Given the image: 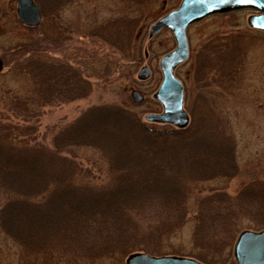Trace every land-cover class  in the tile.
Instances as JSON below:
<instances>
[{"label": "rangeland", "instance_id": "374dc122", "mask_svg": "<svg viewBox=\"0 0 264 264\" xmlns=\"http://www.w3.org/2000/svg\"><path fill=\"white\" fill-rule=\"evenodd\" d=\"M16 1L0 0V142L13 148L0 161V264H125L132 253L207 261L219 250L220 264H236L238 235L264 228V195L247 185L264 176V34L247 26L252 12L188 27V57L174 72L190 130L167 147L176 159L168 165L139 149L122 115L102 109L120 106L161 128L144 116L161 110L159 60L175 43L169 30H149L181 0H34L35 26L17 21ZM29 147L38 152L26 157ZM42 151L63 176L64 198L46 188ZM111 157L115 170L148 167L143 181L158 171L150 183L169 201H123L132 178L111 193ZM198 233L207 249L196 248Z\"/></svg>", "mask_w": 264, "mask_h": 264}, {"label": "water", "instance_id": "95a60500", "mask_svg": "<svg viewBox=\"0 0 264 264\" xmlns=\"http://www.w3.org/2000/svg\"><path fill=\"white\" fill-rule=\"evenodd\" d=\"M239 10H251L247 26L264 33V0H181L177 8L168 11L150 27L149 36L163 29L172 34L175 46L172 51L159 60L161 81L153 95L161 107L159 113L148 114L145 120L150 123L168 124L178 129L187 126L188 116L183 108V88L175 77V69L188 57L186 30L188 27L213 15L227 14ZM15 13L17 20L25 26H35L39 22V11L32 0H17ZM2 61L0 58V71ZM147 67L137 73V79L144 81L149 77ZM135 102L141 96L134 92ZM233 257L236 264H264V228L258 232L242 231L234 244ZM125 264H201L193 259L163 256L153 257L143 253L128 255Z\"/></svg>", "mask_w": 264, "mask_h": 264}, {"label": "trees", "instance_id": "16d2710c", "mask_svg": "<svg viewBox=\"0 0 264 264\" xmlns=\"http://www.w3.org/2000/svg\"><path fill=\"white\" fill-rule=\"evenodd\" d=\"M233 50H234V46H233ZM183 107L185 110L186 104H185L184 99H183ZM102 111L105 112L106 114H109V115H118V114L122 115V117L127 120L128 124L130 125L129 126L130 127V133L134 134L136 136V138L138 139L137 142L139 141L138 144L140 146V148H139L140 150H142V148L158 150V152L156 153L157 155H162V156H166V157L170 154L167 147L171 146L170 144L174 141V139H176L178 137V135L181 134L182 132L186 133V132H188V130H190V127H186L183 130H177V129H173V128L167 127V126H163L166 128L161 127L159 129V128H155L152 126L145 125L140 120L139 116L137 117L135 114H132L130 111H127L126 109L121 108L120 106L104 107L102 109ZM10 147H12V144L0 142V161H1V158H3V156L6 154V151L8 150V148H10ZM10 149H13V148H10ZM27 149L28 150H25L23 152L26 157L28 155V152H30V151L38 152V149L34 150V148H31V147H29ZM161 150H163V151L160 154L159 151H161ZM41 154H42V157H41L42 163L40 166H41L43 173L47 172L48 180H47V177L45 176V174H44V176H45V180H47V182H49L46 188L47 189L53 188L54 191H52V193L57 198H60V199H61V197L64 198L66 196V192L63 190V188L66 187V184L64 185L65 182L62 180V178H63L62 174L60 173V171L58 169L54 170L52 168V166L49 162L51 158L48 155V153H44L42 151ZM112 159L113 158L111 157L110 158V160H111L110 170H112L113 173L111 172L108 175V177H109L108 185H109V189L111 190L110 191L111 193H113V194L117 193L118 194L121 191L124 192L123 188H125L126 185L132 184V183H130V181H131L130 179L132 178V180L135 179V184L134 185L132 184L133 186H132V189H131L129 195L123 196L121 194L123 196L121 198L123 201H125V202L134 201V200L139 201V198H141V200H143V199L149 198L150 196L157 198V201H161L162 197H166V199H163L162 202L163 201H169V198L167 197L165 191L162 190V188L160 187V184L151 185V183H150L152 181V179H151L152 177H155L156 179L158 178V175H159L158 171L153 172L149 176L150 178L147 177L146 180L143 181V180H140L139 177L143 176L144 174H148V172H149L148 167H144L142 169V168H140V166H136V168L132 171L129 168H121V169L115 170V169H113L114 166L112 164L114 162L112 163ZM170 159H172V158L171 157L166 158V160H167L166 163L168 165H170L172 163ZM132 160L135 161L136 159L135 160L132 159ZM132 160L129 157H122L121 158V161L126 162V163H131ZM175 160L176 159H172L173 162H175ZM133 163H136V162H133ZM137 179L139 180V183H137ZM56 182H61V184H63V186H61V187L54 186V184H56ZM141 182H142V184H141ZM127 183H129V184H127ZM157 185H158V187H157ZM184 185H186V184H184ZM247 185H250L252 190H255V192H257V193H255V195L257 197H258V195H259V197H260V195H264V176L263 175H260V174L252 175L251 179L248 180ZM250 186H248V188H250ZM41 194H43V193L41 192ZM160 195H161V197H160ZM37 196H39V195H37ZM35 207L40 208L41 205L39 206V205H33L32 204V208L36 210ZM170 215H172V214H170ZM209 219H210V221L213 220L212 218H207V220H209ZM202 223H205V221ZM202 223H201V226H202ZM196 238L198 240V243L196 244V248H198V249L201 248V250L208 248L207 235L206 234H203V233L199 234L198 233V234H196ZM219 251H218V253H214L213 255L208 257L207 261H203L202 258L195 257L194 255H192V256L190 255V256L193 257L194 259L202 262V263H205V264H209V263L210 264H220L222 258H221Z\"/></svg>", "mask_w": 264, "mask_h": 264}, {"label": "flooded vegetation", "instance_id": "af4514ba", "mask_svg": "<svg viewBox=\"0 0 264 264\" xmlns=\"http://www.w3.org/2000/svg\"><path fill=\"white\" fill-rule=\"evenodd\" d=\"M32 2L34 3V0H32ZM34 5H35V3H34ZM36 6V5H35ZM37 7V6H36ZM38 9V8H37ZM39 11V10H38ZM39 20H40V12H39ZM0 58H1V60H2V57L0 56ZM2 64H4L3 63V60H2ZM188 124H189V116H188ZM188 126V125H187ZM186 126V127H187ZM167 127H170V126H167ZM54 186H58V187H61V186H63V184H61V182H56V184H54ZM180 257V256H179ZM182 257V256H181ZM187 257H189V258H193V257H191V256H187ZM210 264V263H209Z\"/></svg>", "mask_w": 264, "mask_h": 264}, {"label": "bare ground", "instance_id": "6f19581e", "mask_svg": "<svg viewBox=\"0 0 264 264\" xmlns=\"http://www.w3.org/2000/svg\"><path fill=\"white\" fill-rule=\"evenodd\" d=\"M172 51V50H171ZM139 94V93H138ZM140 95V94H139ZM163 128H166V127H163Z\"/></svg>", "mask_w": 264, "mask_h": 264}]
</instances>
